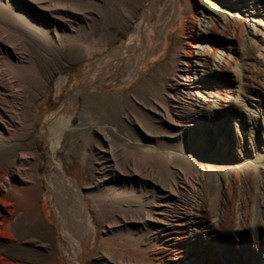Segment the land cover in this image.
<instances>
[{"label": "rangeland", "instance_id": "obj_1", "mask_svg": "<svg viewBox=\"0 0 264 264\" xmlns=\"http://www.w3.org/2000/svg\"><path fill=\"white\" fill-rule=\"evenodd\" d=\"M39 1H47V4L50 3L51 5L53 3L56 5L59 2L54 0ZM73 1L78 4L76 6L79 10L94 9L97 15L94 16L95 18H85L81 22L78 21L80 26H77L76 31L65 30L60 32L65 39L63 45L48 48L49 46L44 43L45 40L43 39L48 33V29L42 27L46 31L44 33L39 29L41 26L37 22L16 17L17 11L12 9V3L8 0H0V41L2 39L5 41L10 37L8 40L17 45L21 43L18 45L20 51L32 53L31 55L40 59L39 64L35 67L27 64L25 68H21L26 69L28 67L30 80L28 79L25 83L17 81V75L22 70L19 66L6 61L4 54H0V72H4L5 77L10 75L8 77L14 81L15 89L19 87L16 89L19 91L17 105H22L29 112V117L27 116L26 119L27 125L30 127L27 129L29 132L28 140L37 137L36 146L33 145V153L32 150H25L29 161L27 166L30 171L35 172L36 185L40 193L44 195L42 198H45L46 205L51 211L49 221L54 227L53 239L59 246L58 249L54 250L53 257L56 264H102L96 257L99 254H103L106 261L108 259L131 260V258L134 259L133 261H147L152 258V251L144 249L147 237L146 235L141 236L140 230H136L134 233L132 228H128V230L123 227L122 229L114 227L111 231H107L108 222L111 220L145 215V212L148 211L147 205L152 199L145 197L138 191L134 192V194H139L138 196L131 194L115 195L110 190V186L107 187L106 185L97 186L89 192L84 191L85 186H89L95 181L94 164L92 163H96L95 157L99 150V143L106 145L108 141L115 142L117 147L119 145L118 148L120 149L117 147L116 149L120 156V162L123 161L120 165H131V167L134 165L136 169L141 171L144 169L142 172L145 175L152 176L151 178L161 185L165 183V179L171 181L170 183L176 182L175 184H177L179 183L178 177H183L184 172L188 173L187 176L192 178L191 181L194 185L192 191L190 190L193 203H195L194 200L197 199V196L203 195V182L205 190H209L208 195L210 193L216 196L218 193L224 194V197L227 198L230 196L228 207L235 222L240 224L241 221H245L247 226L242 231L232 233L233 240L237 244L241 264H264V0H241V8L244 10L243 12L239 11L235 26H231L236 35H242L244 42L239 52L231 53L232 61L229 74L231 79H235V82L232 83L231 95L236 99L233 107L236 114L232 115L231 118L224 117L221 120V126H228L229 124L228 130L222 129L221 135L217 137L213 132L208 133L203 131V127L198 126L196 133L188 134L181 140L174 139L171 132H164L163 128L159 126L161 123L156 122L154 118L156 114L144 109L142 104L145 105L151 99L156 101V97L159 99L158 96L162 94V85L163 87L165 85L161 81L162 67L172 54L174 37L169 39V45L165 51L167 54L165 53L161 57V48L164 45V26L178 27L180 19L183 18L185 29L178 30V36L181 41H186L184 44L186 49L190 48L191 44L195 45L192 49L196 53L199 34L191 30V15L195 11L201 18H205L204 15L208 10L221 5L219 0H191L195 1L193 9L189 5L190 0H103L97 10L92 8L91 0ZM65 3L67 4L68 0H61L59 4ZM198 10L201 12H197ZM243 19L245 20L244 23ZM240 22L242 24L241 29H239ZM156 33L158 34L155 35ZM34 37L39 42L35 41ZM18 39L20 42L17 41ZM185 55L186 52L183 54L184 59L186 58ZM155 56H159L158 60L155 61L156 63L151 61V58ZM236 69L239 71L238 78L234 75ZM129 70L130 72H128ZM151 74L152 76H150ZM61 75L66 77L65 85L60 83ZM25 84L28 87L24 86ZM155 89H158L157 93ZM107 97H113L115 101L110 102ZM64 103L66 107L63 108L65 114L63 131L54 150H52L50 142H46L45 139L40 140L39 137H44V134L48 132L55 113L62 108ZM128 103L131 104L128 105ZM243 103L247 105V108L255 110L256 118L254 121L240 109ZM92 106L100 109L103 107V109L98 110L99 113H94L89 110ZM138 108L139 110H137ZM138 120H140L139 123ZM149 122L154 125L151 126V137L146 129L142 130L140 127V123ZM74 127L75 129L81 128L80 133L74 135L75 138L68 136V131ZM167 130L173 131L170 128ZM226 134L231 139V145L226 144L222 149L219 145V137L223 140ZM142 138H151L152 142L158 143L161 147L167 149L168 146V150L172 149L171 151L177 154L193 155L194 157L203 155L205 150L199 149L198 146L203 147V140H206L204 154L212 155L215 153V156L213 155L211 164L208 165L209 169L202 179L203 163L196 164L192 170L183 169L182 165L177 161L175 162L174 159H168L169 164L168 161L165 164L154 163L150 158H147L150 160L147 161L146 158L139 155L137 150L125 143L126 139L133 141ZM84 152L88 153L87 158L90 162L83 159ZM172 160L174 161L172 162ZM59 167L63 171L64 177L71 180L72 188L78 185L84 191L87 209L94 224L91 234L86 232L79 235L78 246H71L67 243L68 241L61 233L63 224L55 216L57 202L55 196L50 194L49 176L58 174ZM164 167L167 168V171ZM224 177H229V185L222 180ZM98 195L101 198H96ZM90 196L95 197L94 202ZM144 238L145 240H143ZM185 254L184 251L182 264H195L194 259L186 261L188 256Z\"/></svg>", "mask_w": 264, "mask_h": 264}, {"label": "bare ground", "instance_id": "obj_2", "mask_svg": "<svg viewBox=\"0 0 264 264\" xmlns=\"http://www.w3.org/2000/svg\"><path fill=\"white\" fill-rule=\"evenodd\" d=\"M8 1L12 3V9L17 11L16 17H22L25 20L34 21V23L37 22L41 26H38L40 27L39 29L44 33L46 31L42 27L48 29V33H46L44 36L45 38H43L45 40L44 43L49 46L48 48H56L57 46L60 47L63 45L62 43L65 39L60 32L65 30L76 31L77 26H80L79 22L83 21L85 18H92L97 15L94 9L89 11L79 10L76 6L77 3L73 0H68L67 4L65 3L62 5L59 4L61 0H54L59 1L56 5H54V3L53 5L50 3L47 4V1L39 0ZM240 1L241 0H219L221 5L214 7V9L210 11L208 10L204 15L205 18H201L193 10L194 14H190L191 30L199 34L196 53H194L192 49L195 45L191 44V47L186 49L184 46L186 41H181L178 36V30L181 31L185 29L183 18L180 19L178 27L173 25H167L168 27L164 26V45L161 48V57L166 53L165 51L169 45L168 42L169 39H171L170 37H174L172 54L162 67L161 81L162 84L165 85L164 87L162 85V94L158 96L159 99L155 96L156 101L151 99L145 105L142 104V106L144 109L156 114L154 117L156 122L161 123L159 126L163 128L164 132L173 133L174 139L181 140V138L188 136V134L196 133V127L198 126L203 127V131L208 133L213 132L214 135L218 137L221 135L222 129L228 130L229 127V124L228 126H221V120L224 117L231 118L232 115L236 114L233 108L236 99L231 95L232 83L235 82V79H231L229 73L232 61L231 53L239 52L244 42L242 35H236L231 27L235 24L239 11L243 12L244 10L241 8L242 3ZM101 2H103V0H91L90 4L92 8H96L95 10H97ZM189 5L193 9L195 1L190 0ZM171 12L173 13L172 10ZM197 12L201 11L198 10ZM171 17L173 18V15ZM25 20L23 21L26 22ZM241 22L239 23V29L242 28ZM244 22L245 20L243 19V23ZM157 34L158 33L155 35ZM15 38L17 39L18 37ZM8 39L5 41L2 39V41H0V54H4L6 61L19 66L20 69L25 68L27 64L31 67H35L39 64V57L31 55L32 53H24V50L20 51L18 45L21 43H19V39L17 40L19 41L18 45ZM34 39L39 42L35 37ZM128 44H130V42H128ZM28 50L30 49L28 48ZM184 52H186L185 59L183 58ZM151 56L153 55L151 54ZM158 57L155 56L151 58V61H157ZM27 68L21 69L22 71L19 72V75L15 73V75L18 76L17 81L20 83H25L28 79L30 80ZM128 72H130V70ZM3 73L0 72V264H56L53 256L54 250L58 249L59 246L53 239L54 227L51 226L49 221L51 211L46 205L45 198H42L44 195L40 193L36 185L37 179L35 172L30 171L27 166L29 161L25 150H32L33 153L37 137L28 140L29 132L27 129L29 126L27 125L26 119L29 112L26 111L22 105H17V95L19 91L16 89L19 87L15 89L13 86L14 81L8 77L10 75L5 77ZM234 75L237 78L239 77V71L237 69ZM150 76H152V74ZM60 83L65 85L66 77L61 75ZM26 84L24 86L28 87ZM20 87L22 88V86ZM158 89L160 88L158 87ZM196 97H198V99H196ZM107 99L110 102L115 101L113 97H107ZM240 101L243 102L242 100ZM129 104L131 103H128V105ZM65 107L66 104L64 103L62 108L55 113L48 132L44 134V137H39L40 140L45 139L46 142H50V148L52 150H54L63 131V119L65 116L63 108ZM240 107V109L254 121L256 118L255 110L253 108H247V105L244 103ZM101 109H103V107H101ZM101 109L92 106L89 110L94 113H99L98 110ZM137 110H139V108ZM139 121L140 120L137 122L139 123ZM151 126L153 127L154 125L150 122L140 123L142 130L146 129L150 137L152 136ZM168 128L173 131L167 130ZM80 129H75V127L70 129L68 131V136H74L80 133ZM225 136L223 140L219 137V145L222 149L226 144L231 143L230 137L227 134ZM125 143L137 150L138 153H140L139 155L143 158L152 159L151 161L154 163L165 164L168 161L169 164L168 159H174L175 162L177 161V163H180L185 170H192L196 164L203 163V170H201L203 171L202 179L209 169L208 165L211 164L213 155L215 156V153L212 155L204 154L206 151V149H204L207 143L206 140H203V147L198 146L199 149L203 148V150H205L203 155L197 157L180 153L177 154L171 151L172 149L168 150V146L166 149V147H161L158 143L152 142L151 138L134 139L133 141L126 139ZM116 147L117 145H115L113 141L106 142V145L99 143V150L95 157L96 163H92L94 164L95 181L89 186H85L84 191L89 192L97 186L106 185L107 187L110 186V190H112L115 195L118 194L119 196H123L131 194L136 196L137 194H134V192L136 193V191H138L140 194H144L145 197L152 199L148 205L146 204L148 211H144L145 215L137 217L131 216L130 218L121 217L122 220H111V222H108L107 228V231H111L114 227L117 229H122V227L127 229L132 228L134 229V233H136V230H140L142 233L141 236L146 235L147 237L144 249H150L152 251V258L147 261H133L134 259L132 260V258L131 260L108 259L106 261L103 254H99L96 256L98 261H101L102 264H182L185 251V255L188 256L186 261L194 259L195 264H241L240 255L237 252V244L233 240L232 233L242 231L247 228V226L245 221H241L240 224L235 222L233 214L228 207V198L230 196L227 198L224 197V194L221 195L217 192H215L218 194H216V196H214V193H212L214 195L210 193L208 195L209 190H205L203 182V195L200 194V196H197V199L194 200L195 203H193L190 190L194 185L191 181L192 178L187 176L188 173L186 174V172H184L183 177H178L179 183L177 184H175L176 182L170 183L171 181L169 182L163 177L165 183L161 185V183L156 180L154 181L151 178L152 176L148 177L149 175H145L144 172H142L144 169L141 171L136 169L134 165L132 167L131 165H120L123 161L120 162V156ZM82 157L85 161L88 160V153L84 152ZM148 159L147 161H150ZM174 160H172V162ZM88 162H90V160H88ZM164 169L167 171L166 167H164ZM58 170V174L49 176L50 194L55 196L57 202L55 216H57L58 221L63 224L61 233L68 241L67 243L71 246H78L79 235L86 232H90L91 234L94 229V224L87 209V199L84 191L81 190L78 185L72 188L71 180L64 177L60 167ZM228 179L229 177L222 178L227 185L230 183ZM210 185L212 187L211 183ZM91 197L94 202L95 197L90 196V198ZM97 197L101 198L99 195L96 196V198ZM123 201L126 202V200ZM119 202L121 203L122 201ZM127 207L129 208V206ZM236 217L238 218L239 216L237 215ZM143 240H145V238ZM141 249L139 250L141 251ZM188 252H190L191 257L188 255Z\"/></svg>", "mask_w": 264, "mask_h": 264}]
</instances>
